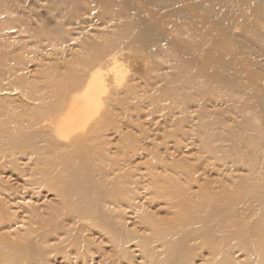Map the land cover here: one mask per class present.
Wrapping results in <instances>:
<instances>
[{"label": "rangeland", "instance_id": "rangeland-1", "mask_svg": "<svg viewBox=\"0 0 264 264\" xmlns=\"http://www.w3.org/2000/svg\"><path fill=\"white\" fill-rule=\"evenodd\" d=\"M8 1L20 8V12L0 14V134L18 138L26 122L14 126L9 119L21 116L26 120L27 116L41 110L33 107L28 93L26 96L29 87L37 95L52 94L53 88L48 80H60L67 74L68 66L76 69L79 66L75 61L88 53L97 57L99 63L96 64L101 63L97 68L106 72L108 78L111 58L116 54L118 62L128 69L127 77L122 84L108 80L106 100L99 110L101 113L96 114L97 119L107 118V122L96 130L99 135L84 154L91 158L88 166L103 164L104 168L115 170L117 183L129 189V194L121 197L130 203L110 206L106 211L108 204H99L103 216L121 212L117 218L112 217L114 229L119 236L126 235L127 238L125 243L114 244L116 233L109 241L95 221L79 223L77 218H71L73 214L57 217L59 206L55 189L50 187V190L38 192L31 187L27 183L30 175L26 156L10 152L8 158L13 159L9 162L0 157V264H215L212 258L221 250L225 251L222 264H264L263 219L249 225V238L243 241L244 244L229 235L236 230L231 225L234 219L250 216L246 221L248 226L252 219L259 217V205L252 199L251 203L231 214L226 231L215 232L220 238L212 244L218 248L214 255L206 246L194 245V242L187 245H194L196 250L181 257L164 252L162 246L152 247L149 250L151 255H147L139 246L149 244V240L144 239L151 231L148 227L162 229V221L170 218V212L175 209L156 193L165 190L173 195L179 194L181 199L186 197L197 202L200 195L197 193H221L224 189H233L235 193L245 195L235 189L264 183L263 175L253 174L256 171L253 166L245 163L239 170L232 166L229 157H225L245 154L250 149L247 155L254 162H264V150L260 151L255 145L257 139L246 135L254 134L246 118L251 114L255 117L258 108L234 110L241 102L246 105L255 102L252 96H259V79H264L262 48L252 44L248 52H237L236 41L247 39L263 46L264 29L256 28L249 34L231 29L226 35L232 43L230 48L214 47L209 53L205 48H198L196 43L199 38L204 43L221 40L219 34H195L187 29L192 20L172 19L163 27L157 23L160 45L150 47L156 50L149 52L148 62L147 59L140 62L134 59V55L140 51L149 55L150 48L142 47L136 51L132 49L135 43L131 44L130 50L121 47L125 42L124 28L132 23L129 16L121 15L116 19L91 16L90 20L80 21L77 25L65 24L57 29L55 23L63 22L62 18L54 16L53 11L47 13L45 0ZM15 16L19 17L18 20ZM45 23H50L48 27L54 39L47 40L49 35L44 38L31 35L32 30H39ZM112 32H115L114 36ZM109 38H114L118 48L107 47ZM91 44L97 45L90 48ZM100 44L106 48L99 50ZM241 59L243 71H237L241 68ZM92 66L77 70L76 82L72 86L85 82L88 73L97 69L95 64ZM12 77H18V80ZM229 81L234 84L228 85ZM128 84L135 87L130 89ZM45 97L46 101L50 100L49 96ZM221 136L229 141L220 140ZM3 137L0 135L1 140ZM58 158L64 159V155ZM82 161L79 159L73 165L81 166ZM10 163L14 165L10 166ZM109 175L100 177L106 189L111 186L109 179L112 176ZM257 190L259 188L254 187V191ZM147 215L152 219L148 226L143 222ZM40 218L50 221L45 226L50 227L46 229L50 230L45 240L27 239L29 231L39 226L36 221Z\"/></svg>", "mask_w": 264, "mask_h": 264}, {"label": "bare ground", "instance_id": "bare-ground-1", "mask_svg": "<svg viewBox=\"0 0 264 264\" xmlns=\"http://www.w3.org/2000/svg\"><path fill=\"white\" fill-rule=\"evenodd\" d=\"M45 1L44 8L47 10V13L48 11H53L54 16L62 18L61 20L63 22L55 23V28L57 29L63 28L65 24L77 25L81 23L80 21L84 22L86 19L90 20L91 16L95 18L109 16V18L114 17L115 19L121 15L129 16L132 23L128 28H124L123 34L125 35V42H122L121 44L123 50L125 48L130 50L132 43L136 44L132 48L136 51L138 49L141 50L142 47L148 49L151 46L160 45L161 38L157 23L163 27V24L172 19L192 20V24L188 25L187 29H191L195 34H219L221 40H213V42L205 41V44L203 40L199 38V41L196 43L198 48H205L209 53L214 50V47H219L221 49L230 48L229 45H232V43L228 40L229 38L226 35L230 33L231 29L233 32L243 34L254 32V29L256 28L264 29V0ZM19 9L20 8H17L12 1L3 0V2H0V14L4 13L8 15V12L19 13ZM86 13L88 14L85 15ZM142 15L149 18H145ZM14 18L15 20H18L19 17L15 16ZM115 19L113 21H115ZM24 24L25 23H23V25ZM5 25L7 26V24ZM49 25L50 23H45L42 27H39V30H32L31 35L35 37L41 36V38L49 35L50 38L47 36V40L54 39V37L51 38L52 32L51 28L48 27ZM112 35L114 36L115 32H112ZM113 39L114 38L108 39L107 47H115V45H118L114 43ZM252 44L260 46L258 48H262V52H264V45L261 46L258 42H253L247 39L236 41L237 52H240V50L248 52L252 49ZM94 45L97 44H91L90 48ZM101 48L105 49L106 45L100 44L99 50ZM154 50L156 49L150 48L148 53ZM124 54L122 55L124 56ZM136 54V56L134 55V59L136 58L137 60H140V62L146 59V62L149 61L150 53L149 55H144L142 51H140ZM18 60L21 61L19 58ZM111 60L112 65L108 70V72H110L108 78H106V72L97 68L101 64H96L99 63L97 57L88 53L86 57L78 58L75 61L79 66L76 69L74 66H68L67 74L62 76L60 80H48V84L53 88V90L51 89L53 91L52 94L45 95V93H43L44 96L42 94L37 95L33 93L34 91L31 87H29L28 90L26 89V96L28 93V97L31 98L34 103L33 107H40L41 110L27 116L26 120L21 116L9 119L11 124L14 123V126L19 125L24 121L26 122L23 125V130L18 133V138L14 135L0 134L1 137L4 136L2 140L0 139V157H2L3 161L9 162L10 159H13L12 157L8 158L10 152H20L21 155H25L28 160L27 165L29 167L27 166V170L30 179L27 183H29L31 187H34L38 192L47 190L50 187L55 189V196L57 197L59 206V210H56L57 217H65L68 214H73L71 215V218H77L79 223H93V221H95V224L97 222L102 227L101 231L104 235L106 234L109 241L112 240V236L116 233L114 229L115 222L112 217L117 218L121 212L120 214L118 213L112 216H103L99 204H108L109 207H107L105 211L110 209V206L116 207L123 204H129L130 202L123 200L121 197L128 195L129 189L117 183V176L112 167L104 168L103 164L94 163L91 167L90 165L88 166V159L91 158L86 156L84 151L89 147H92L93 144H91V141L95 139V136L97 137L99 135L96 133V130L101 128L104 122H107V118L103 119L102 117H98L97 119L96 117L101 113L99 110L103 108L102 106L106 100L104 95L108 91V80L110 79L111 82L113 81L116 84H122L127 77L128 69L118 62L116 54H113ZM243 63L244 62L241 59V68L237 69V71H243ZM94 64L97 69L88 73L87 80L85 82H80L76 86H72V84L76 82V71L83 67L92 68V65ZM107 65L110 64L107 62ZM50 74L52 75V72ZM56 75H59V73H56ZM12 78L18 80V77ZM259 82V96H252L255 102L250 103V105L241 102L234 108V110H239V112H241L250 111L254 106L258 108L255 117H252L251 114L250 117L246 118V123L250 130L254 131V134L247 133L246 135L252 136L253 139H257L255 145L259 147L260 151H263L264 79H259ZM227 84L232 86L234 81H229ZM134 87L135 86L128 84V88L132 89ZM116 88H118L117 85ZM131 92H133V90H131ZM45 96H49L50 100L46 101L44 99L46 98ZM183 101L186 102L185 98H183ZM97 112H99L98 115H96ZM33 137L35 140L32 139ZM221 137L220 140L229 141L227 137ZM235 145H233V147ZM60 147L63 149H60ZM249 151L250 149L246 150V155L242 153L238 154V156L225 155V157H229L232 166L239 170L241 169L240 166L248 163L256 170L253 174L264 176V162H254L251 156L247 155ZM60 155H64V159H59L58 157ZM78 158L80 161L83 160L81 166H74L73 162L77 163V160L79 161ZM9 165L13 166L14 164L10 163ZM108 175L112 176L109 179L111 186L107 183L110 187L106 189L102 182L104 180L101 178H105ZM95 176H98V178L95 179ZM254 187L259 188V190L254 191ZM235 190L238 192L241 191L245 195H241V193L237 194L233 189H224L221 193L209 191L205 193H197V195H200L196 200L197 202H195L186 197L181 199L179 198V194L173 195L165 190L156 193L157 197L160 198V196H163L161 197L164 198L163 201L168 203L169 207H172L173 209L175 207V209L170 212L172 214L170 218L162 221V229H155L153 226L148 227L151 231L148 235L144 236V239H148L149 244L139 246L146 250L147 255H151L152 252L150 253L149 250H151L152 247L155 248L156 246H162L164 252L175 253L181 257V255L186 254L188 251L196 250V247L194 246L195 244H201L206 246L208 251L214 255L215 249L218 251V248L214 247L212 244L217 238H220L215 232L222 233L226 231L224 229L227 228V226H230L227 224V221L231 218V214L235 213L237 209H241L243 206L245 207L247 203H251L252 200H254L257 205H259L261 211L259 217L252 219L250 221L251 223L248 222V226H246V221L250 220V216H240L231 222V225L236 227V230L233 229L229 234L231 235V238L242 242L245 241L246 238H249V225L255 220H264V183L249 184L247 186L245 185L240 190ZM247 194L249 195L248 197L246 196ZM28 195L30 196V192ZM246 207H248V205ZM111 209L114 210V208ZM236 217L237 216H235V218ZM28 219H30V217ZM49 222L50 221L46 218H40L36 221L39 226L36 229H31L29 231L27 239H32V241H37L39 239L45 240L47 231L50 230H46L50 227L45 226ZM143 222L148 226L149 223H152V219L147 215L144 217ZM115 235L116 236L113 240L114 244H122L126 242V235L119 236L117 233ZM229 235H225L226 238H228ZM189 242H194V245L188 246L187 244ZM244 243L245 242H243V244ZM201 247L202 246H200V248ZM219 252H216L217 257L212 258V263L222 264L224 262L223 256L225 251L221 250Z\"/></svg>", "mask_w": 264, "mask_h": 264}]
</instances>
